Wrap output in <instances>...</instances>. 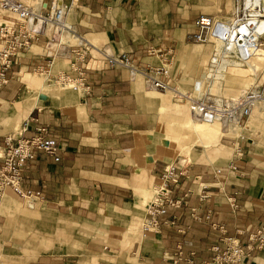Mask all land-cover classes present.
I'll return each mask as SVG.
<instances>
[{
  "label": "crops",
  "instance_id": "crops-1",
  "mask_svg": "<svg viewBox=\"0 0 264 264\" xmlns=\"http://www.w3.org/2000/svg\"><path fill=\"white\" fill-rule=\"evenodd\" d=\"M225 1L79 0L66 16L76 33L62 41L74 47L83 38L108 54L126 51L138 66L167 62L176 86L189 87L196 78L200 89L197 67L206 53L192 42L195 21ZM45 44L41 38L21 51L0 88V146L6 136L53 138L59 160L33 149L21 183L39 193L31 203L3 190L0 264H187L173 262L178 247L199 261L210 257L219 235L212 224L246 247L264 225V136L242 143L209 131L212 123L194 120L186 102L150 88L139 73L110 66L87 45L88 51L79 48L87 88L56 87L50 74L70 73L76 56L70 52L48 66ZM236 80L246 83L243 76ZM257 102L264 105V98ZM201 128L208 130L197 133L198 144H189L177 189L193 193L187 204L168 210L174 226L162 224L159 233L142 237L144 205L164 166L184 160L178 142ZM232 128L240 135L246 126ZM227 141L231 150L224 148ZM230 164L236 169H228ZM199 186L206 187L204 199L197 195ZM192 207L199 208L200 219H192ZM245 264H264V247Z\"/></svg>",
  "mask_w": 264,
  "mask_h": 264
},
{
  "label": "built area",
  "instance_id": "built-area-1",
  "mask_svg": "<svg viewBox=\"0 0 264 264\" xmlns=\"http://www.w3.org/2000/svg\"><path fill=\"white\" fill-rule=\"evenodd\" d=\"M79 0H51L38 9H32L20 0H0V10L11 13V17L0 22V88L9 81L8 71L13 59L21 52L27 50L41 38L46 39L45 47L48 49L49 65L57 57L75 54L71 62V72H58L50 74L53 82L75 91L86 89V76L84 68L79 63L84 61V53L79 51L87 42L80 38L79 45L66 47L63 44L65 34H75L72 25L66 16ZM231 14L227 18H215L210 15H200L196 21V32L192 39L198 43H206L211 37L219 42L224 51H229L235 58L239 53L242 57H252L262 52L264 55V0H232ZM60 46V48H55ZM101 53L106 63L113 67H122L130 71L131 75L141 74L147 85L161 93L169 94L177 101L186 102L193 117L211 123L218 122L223 129L240 125L248 118L256 102L263 97L262 86L255 85L237 97H225L210 90L212 80L207 76L206 85L202 93L180 90L170 79V69L167 62L159 66L135 65L126 51L117 54H108L100 48L88 43ZM220 53L210 58V63H216ZM214 60V61H213ZM208 71V69H207ZM206 80V82H207ZM205 82V83H206ZM204 82H202V88ZM196 91H200L194 87ZM201 92V91H200ZM26 128V127H25ZM33 149H38L59 160L57 151L58 142L53 138H43L40 135L23 138L21 136H6L0 146V197L4 189H10L19 198H30L39 195L22 187V174L28 159L33 157ZM186 160L178 159L167 163L159 177V183L153 196L145 203V217L140 226L142 237L159 233L161 225L174 226L175 216H167L171 208H179L187 204V199L193 193L192 189L178 192L180 176L186 174ZM228 169L235 170L236 166L230 164ZM221 168L216 169L220 173ZM197 195L200 199L207 197L204 186H199ZM199 208L192 207L190 216L194 220L200 219ZM207 212L204 220H209ZM219 231L216 242L210 247L211 256L204 260H196L195 253L183 254L180 247L173 259L174 263L184 259L187 264H245L252 261L256 254L264 247V225L260 226L248 238L247 246H243L237 237L227 235L222 225L212 224ZM184 257V258H183Z\"/></svg>",
  "mask_w": 264,
  "mask_h": 264
},
{
  "label": "rangeland",
  "instance_id": "rangeland-1",
  "mask_svg": "<svg viewBox=\"0 0 264 264\" xmlns=\"http://www.w3.org/2000/svg\"><path fill=\"white\" fill-rule=\"evenodd\" d=\"M22 2H24L25 4H27L29 7H31L32 9H38L40 6L44 7V4L47 3V5L50 4L51 0H20ZM64 1H68V0H64ZM232 0H226L224 2V4L222 3V5L217 7V11L216 9L214 10L212 8V12L210 14V16L215 17V18H227L230 16L231 14V9H232ZM212 7H214V4L211 5ZM3 12V13H2ZM4 14V16H0V22L2 19H8V17H11V13H9L8 11H2L0 10V14ZM7 15V16H6ZM192 42L196 45H198V51H205V57H203L200 61V64L198 65L197 69L200 70V72L197 75L199 76V78L197 80L204 82V87L200 90V91H196L195 90V77L197 76H192L195 79H193V81L190 83L189 87H186V85H178L177 87L182 90V91H191L194 92L195 94H200L202 93L203 89L205 88V86H208V80L206 78V73H207V69L209 68V63H210V58L211 56L215 53V43L211 40L208 39V42L206 43H198L195 42L194 40H192ZM44 50L42 49V51H40L39 53H43ZM261 53H258L257 56H255L254 58H252L249 63L242 65L241 67H239L238 69H236L235 71L231 70V67H229V70L227 71V76H225V78H223V82L216 79L214 81V91L212 90L211 92L213 93H217L220 94L222 96L225 97H237L239 95H242L244 92H246L248 89L254 87L255 85L258 86H262L263 89V97L260 99L264 98V60L263 63L260 65V63L262 62V58H261ZM56 59V58H55ZM54 59V64L57 62ZM255 63V64H254ZM253 65V66H252ZM250 66V68H248ZM169 67V66H168ZM252 68V69H251ZM35 77H40V80H43L45 75H42L38 72H34L32 74ZM243 76L246 80V83L243 85V83L241 84V82L239 83L238 80H236V78ZM22 78V76H21ZM191 79V80H192ZM207 80V82H206ZM206 82V83H205ZM56 87H60L61 85L56 84ZM217 89H216V88ZM169 95V94H167ZM167 98V97H165ZM259 99V100H260ZM175 100V99H174ZM173 100V101H174ZM174 102H177L179 104H185V102L183 101H177L175 100ZM187 106V105H186ZM253 117H249L245 118L242 122H241V126H246L245 130L242 131V133L240 135H236L233 131V126L229 127L228 129H223L222 125L220 123H213L210 129H215L217 131V135L220 134L222 136H225L226 139L235 141L236 139L241 141L242 143H248V139L249 138H257L258 135L262 134L264 136V105L261 103L256 102V104L254 105L253 109ZM194 120L196 121H200L203 122L200 119H197L194 117ZM205 122V121H204ZM208 123V122H207ZM181 127V126H180ZM187 129V128H186ZM208 130V129H200L197 130L191 134L187 133V135H182L183 139H181L180 142H178L179 144V148H180V153L182 154L181 157H183L185 160L188 159L189 157V144H198V140H197V133L198 135L203 133V131ZM185 131V130H184ZM233 132V133H232ZM193 134V135H192ZM262 143H264V141H262ZM215 143L212 142V145H214ZM184 147L183 148H181ZM232 145L229 143V141L226 142V145L224 146L225 149L227 150H231ZM190 159V157H189ZM187 162V161H186ZM153 196L152 195L149 197V199ZM29 198H21L20 202L22 203H27ZM145 212V211H144Z\"/></svg>",
  "mask_w": 264,
  "mask_h": 264
},
{
  "label": "bare ground",
  "instance_id": "bare-ground-1",
  "mask_svg": "<svg viewBox=\"0 0 264 264\" xmlns=\"http://www.w3.org/2000/svg\"><path fill=\"white\" fill-rule=\"evenodd\" d=\"M2 11H5V10H2ZM211 40L215 43V50H216L217 54L220 53V55H221L218 58V60L216 61V63H211V65L208 68V71L206 73L207 76L212 77V80L210 81V83H211L210 84L211 85L210 90L212 91L214 81L216 79L219 80V79L225 78L226 71H227V69H229V67H231V69L233 67H241L242 65L249 63V61L257 55L246 58V57H242L238 53L236 58H235L233 55H231L229 53V51H224L221 47L222 45L219 42L215 41L213 37H211ZM259 53H261V52H259ZM260 56L262 58V62L260 63V65H261L263 63V60H264L263 53ZM248 68H250V66ZM205 123H207V122H205ZM211 123L213 124V123H218V122H211ZM211 123H209V124H211ZM30 199H32V197H30L28 200H30ZM27 203H31V202H27Z\"/></svg>",
  "mask_w": 264,
  "mask_h": 264
}]
</instances>
